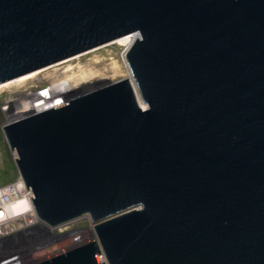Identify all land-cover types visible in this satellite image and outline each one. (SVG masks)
Returning <instances> with one entry per match:
<instances>
[{"label": "water", "instance_id": "obj_1", "mask_svg": "<svg viewBox=\"0 0 264 264\" xmlns=\"http://www.w3.org/2000/svg\"><path fill=\"white\" fill-rule=\"evenodd\" d=\"M133 35L146 109L125 79L2 128L37 219L94 224L37 264H264V0H0V85Z\"/></svg>", "mask_w": 264, "mask_h": 264}, {"label": "rangeland", "instance_id": "obj_2", "mask_svg": "<svg viewBox=\"0 0 264 264\" xmlns=\"http://www.w3.org/2000/svg\"><path fill=\"white\" fill-rule=\"evenodd\" d=\"M131 44L132 42L127 40L111 42L60 62L61 64L42 69L38 71L39 74L25 81L10 84L6 88L0 87V188L14 183L19 176L15 163L17 156L14 151L9 150L2 129L16 120L12 118L13 109L16 108L12 102L19 98L22 99L25 95L47 91L60 81L67 82L76 90L84 88L88 90L96 84H98L96 86H101L125 80L129 72L125 56ZM93 227L94 224L88 216L76 219L69 224L67 229L73 232L74 247L96 240ZM21 245L22 241H19L15 246L21 247ZM44 256L45 252L41 250H31L28 251V256L17 260L14 264L39 262ZM100 262L105 263L103 256Z\"/></svg>", "mask_w": 264, "mask_h": 264}, {"label": "built area", "instance_id": "obj_3", "mask_svg": "<svg viewBox=\"0 0 264 264\" xmlns=\"http://www.w3.org/2000/svg\"><path fill=\"white\" fill-rule=\"evenodd\" d=\"M50 94L57 102L51 106L54 108L73 97L74 88L67 82L60 81L47 91L25 95L14 102L20 103L21 100L29 101L37 99V96ZM30 198H33L32 193L26 190L19 176L14 183L0 188V264H14L28 256V251L31 250L45 252V256L39 261L42 262L74 248L73 232L67 229L71 222L55 228L48 227L37 219ZM21 200L24 205L17 204ZM19 241H22L21 247L15 246ZM98 258L100 260L101 256Z\"/></svg>", "mask_w": 264, "mask_h": 264}, {"label": "bare ground", "instance_id": "obj_4", "mask_svg": "<svg viewBox=\"0 0 264 264\" xmlns=\"http://www.w3.org/2000/svg\"><path fill=\"white\" fill-rule=\"evenodd\" d=\"M138 38H139L138 35H133V36L123 37V38H121V39H119L117 41H114V42H123V41H126L127 40L130 43L131 42L133 43ZM37 73H38V71L37 72H34V73H31V74H28L26 76L20 77L19 79H16V80L10 81L8 83L2 84V85H0V87H5L6 88V86H8L10 84L17 83V82H20V81H25V80H27V79H29L31 77H34V75H36ZM126 79L128 80L130 86L132 87V90L134 92V95H135V98H136V101H137L138 105L140 106V108L142 110L146 109V106L145 105H142V103L140 101V98L138 96V93H137V90H136V87H135V83H134L132 77L130 76V73L129 72H128V75H127ZM72 88H74V87H72ZM77 90L74 88V92L77 91ZM38 97L39 96H37V99H33V100L31 99L29 101H26V100L23 101V100H21L20 103L18 101H15V102L13 101L12 104H13V106H16V108H14V109L12 108L14 110L13 113H12V118H15L16 120H19V119L25 118L27 116H30V115H33V114H36V113L43 112V111L51 108V106H54L57 103V102L55 103V101H56L55 100V97L52 96V95L41 96L39 98ZM17 204H19V205H22L23 204L24 205V202H23V200H21V201H18Z\"/></svg>", "mask_w": 264, "mask_h": 264}]
</instances>
